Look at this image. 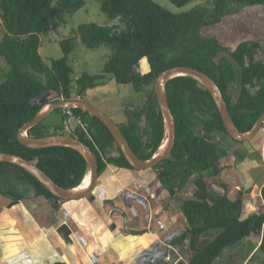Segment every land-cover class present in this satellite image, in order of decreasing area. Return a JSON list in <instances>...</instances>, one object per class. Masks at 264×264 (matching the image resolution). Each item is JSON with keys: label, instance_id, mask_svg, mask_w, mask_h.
Segmentation results:
<instances>
[{"label": "trees", "instance_id": "1", "mask_svg": "<svg viewBox=\"0 0 264 264\" xmlns=\"http://www.w3.org/2000/svg\"><path fill=\"white\" fill-rule=\"evenodd\" d=\"M88 1L0 0V22L6 29L0 42V54L9 65L0 83V152L30 160L60 186L78 187L89 170L82 152L64 145L29 147L21 143L18 134L45 104L77 96L85 99L89 89L99 83L106 85L112 79L122 94L124 91L136 96L141 94L140 98L137 96V99L125 103L135 115V122L119 126L133 150L148 160L166 137L165 119L155 84L163 71L176 66L193 67L213 77L238 128L243 132L253 128L264 112V60L259 58V52L264 49V0H207L178 14L153 0H96L101 4V10L118 23H83L75 32L91 49L108 46L110 59L102 74L85 73L74 77L75 71L69 62L75 49L73 38L61 41L64 55L52 59L49 65L40 52L42 35L66 22L65 14L73 15ZM190 1L172 0L179 7ZM226 18L230 20L222 27ZM215 28L227 33L226 38L217 39L211 50H189V42L199 43L194 38L191 40V36ZM219 51L228 55L217 62L215 58ZM144 63L147 69L140 70ZM237 82H240V93L235 99L233 86ZM73 85L76 96L73 95ZM167 89L177 121V139L168 159L154 169H158L157 176L162 181L180 178V189L194 170L199 176L194 181L193 198L183 204L186 228L182 233L170 235L166 244L182 249L185 241H189L192 255L188 264H223L227 248L256 234L260 240L253 242L251 252L264 255V189L261 191V209L248 214L244 189L235 191L224 181L222 175L236 167L237 157L229 147L215 139L214 133L229 134L214 96L203 83L188 75L171 79ZM44 96L47 99L41 101ZM65 110L67 108L56 111ZM72 110L82 121L90 123L88 129L79 127L77 136L96 152L100 172L107 160L137 170L113 133L98 117L81 108ZM60 128H49L42 121L29 129L28 134L40 138L55 134ZM263 130L264 127L244 143L251 144ZM113 148L118 151L117 156L109 154ZM180 165L183 167L178 172L177 166ZM174 186L169 190L170 195L177 192L176 183ZM31 193L63 200L24 167L0 163V195L20 200ZM211 232L215 233L212 238L208 236ZM206 238L207 242L203 244ZM164 250L161 247L160 254ZM251 252L231 253L226 264H248L253 258V255L249 258ZM159 262L155 259L148 264ZM51 264L66 263L57 261Z\"/></svg>", "mask_w": 264, "mask_h": 264}, {"label": "crops", "instance_id": "2", "mask_svg": "<svg viewBox=\"0 0 264 264\" xmlns=\"http://www.w3.org/2000/svg\"><path fill=\"white\" fill-rule=\"evenodd\" d=\"M108 81L100 92L89 89L82 100L102 109L118 125L135 122L129 104L125 106L130 101L120 96L121 88L114 80ZM112 94L114 97H109ZM65 117V111H54L44 123L49 128L61 126ZM70 123L78 125L75 119ZM229 147L237 165L222 175L224 181L235 191L244 189L247 210L261 209L264 130L251 144L233 141ZM109 154L117 156L118 151L113 148ZM187 185L180 189L178 183L176 194L170 195L162 188L154 167L133 170L107 160L94 190L80 199L51 200L31 193L32 197L22 202L23 198L11 200L0 195V210L6 211L0 219V264H148L155 259L168 264L167 255L176 260V253L188 261L183 251L190 249L189 241L182 249L166 244L170 235L186 228L182 207L193 198L192 191L182 195ZM113 201L120 208H110L108 203Z\"/></svg>", "mask_w": 264, "mask_h": 264}, {"label": "water", "instance_id": "3", "mask_svg": "<svg viewBox=\"0 0 264 264\" xmlns=\"http://www.w3.org/2000/svg\"><path fill=\"white\" fill-rule=\"evenodd\" d=\"M180 75H188L196 78L211 91L220 110L227 133L235 141L248 142L264 127L263 112L250 131H241L232 116L225 96L216 80L209 74L199 69L189 66H176L163 71L158 77L155 84L157 100L165 119V136L168 135L169 140L167 147L160 153L159 148L158 151L154 154V156L150 159L144 160L139 157V155L133 150L120 126L111 116H109L106 112H104L102 109L95 106L94 104L90 103L89 101L82 100L81 98L76 97L74 99H63L45 104L33 117V119L27 122L20 129L18 138L22 144L29 147L38 148L54 145H64L78 149L85 155L88 161V171H91L92 174L91 183L86 189H79L78 187L67 188L60 186L40 167L35 165L30 160L17 154L0 152V163H13L24 167L25 169L29 170L32 174H34L53 193H55L62 199L74 200L87 196L96 187L100 173L99 159L96 152L88 144H86L84 141H82L76 136L55 133L49 136L37 138L32 137L28 134L29 129L35 127L36 125L44 121L49 116V114L58 109L81 108L83 110L88 111L92 115L98 117L110 129V131L113 133L116 140L118 141L120 147L122 148L124 154L127 156L129 161L135 168L148 169L155 167L157 164L167 160L175 147L177 139V121L171 107L167 85L171 79ZM72 89L73 95L76 96L75 85L72 86ZM46 99L47 97L44 96L41 101H45Z\"/></svg>", "mask_w": 264, "mask_h": 264}, {"label": "rangeland", "instance_id": "4", "mask_svg": "<svg viewBox=\"0 0 264 264\" xmlns=\"http://www.w3.org/2000/svg\"><path fill=\"white\" fill-rule=\"evenodd\" d=\"M156 3H158L159 5H161L162 7L166 8L167 10L173 12V13H182L185 11H189L191 9H193L196 5L198 4H204L207 2V0H191L188 4H186L185 6L179 7L177 5H175L172 0H153ZM64 18L66 20V22H62L60 24H58L57 26H55L52 30L49 31L48 34H43L42 35V43H41V47H40V52L41 55L43 57V59L50 65L52 59H58L61 58L64 55L63 52V48L61 46V41L67 38H73L74 41V45H75V49L74 51L71 53L70 57H69V62L70 64L73 66L74 68V77L79 75H83L85 73H89L92 75L95 74H102L104 67L106 65V63L109 61L110 59V55H111V49L108 46H101L100 48H96V49H91L89 47H87L85 44H83L80 36L78 35V33H76L75 31H78V28L81 24L83 23H97L100 25H113V24H117L118 21L117 20H112L106 13H104L101 10V4L98 1H94V0H89L87 2V4L82 7L81 9H79L77 12H75L73 15L71 14H65ZM250 18V17H249ZM230 18H226L223 22L222 27L225 26V24H227L229 22ZM220 28H215V29H206L203 30L202 32H200L198 35L196 36H191V40L192 38H194L196 41L199 40V43H192L189 42L188 45H190L189 50H193L194 52L197 50H211L212 49V43H214L215 41H217V39L220 38H226V34L224 32L220 31ZM6 33V29L4 27V25L0 22V42L2 41L3 36ZM215 38V40H214ZM190 40V41H191ZM213 40V41H212ZM222 40V39H221ZM186 48H184L182 51H184ZM208 52V51H207ZM220 52V53H219ZM218 56H216L215 60L218 62L222 56H227L226 54L224 55V53H222V51H219ZM259 58L264 60V49L261 50L259 52ZM146 70L147 69V65L144 63V65L142 67H140V70ZM9 70V65L6 62V60L4 59V57L0 54V83L2 82L3 78H2V74L7 72ZM107 84V83H105ZM235 87L234 88V96L235 99H237L239 97V93H240V82L235 83ZM105 85H99L95 87L97 92H100L102 89H104ZM113 95V96H112ZM110 95L109 97H114V94ZM140 95H137L140 98ZM120 96L123 97V99L125 101H132L136 95L133 94V92H128V93H124L122 94V91L120 93ZM136 97V98H138ZM53 117V116H52ZM215 139L222 142L224 145H226L227 147H229V145L233 142L232 138L224 133H214ZM261 135H259L260 137ZM91 139V138H90ZM93 143V141L91 142ZM230 148V147H229ZM183 166H177L178 168V172L181 171L180 169ZM13 169L12 167H8ZM180 168V169H179ZM177 171L175 173H177ZM199 176V172L194 170V174L192 176L189 177L188 179V185L185 188V192L182 193V195H191V191L193 193L194 190V181L198 178ZM159 179V178H158ZM160 180V179H159ZM162 186V188H164L165 192L168 193L170 192L169 190L171 189V187H175L174 183H176L178 185V183H180V178L178 180L175 181H171V180H160ZM126 196V198L128 197V195H122ZM28 197H32V195H26L22 202H24ZM128 199V198H127ZM120 201L123 202L124 199L120 198ZM109 207L110 208H120L117 206L116 201L113 202H109ZM21 205V204H20ZM22 206V205H21ZM12 208H17V206L15 207H11ZM255 208V206H254ZM259 208V207H257ZM183 209V207H182ZM256 209L247 211L248 214L254 213L256 212ZM6 215V211H2L0 210V219H3ZM215 233L211 232L208 236L210 238L213 237ZM259 237L256 234L251 235L250 237L244 239L242 241V243H240L239 245L237 244V246H233V247H229L225 250V254H224V262L223 264L227 263V257L229 254L231 253H236L238 251V249H241V252L244 253H250L253 249V242L256 241L258 243L259 241ZM207 242V238L204 239V241L202 242L203 244H205ZM186 243V241H185ZM248 245V246H245ZM171 245V244H170ZM176 246V245H174ZM189 247V244H188ZM168 248V247H167ZM191 249L189 248H185L184 249V255L185 257H189L192 255V251H190ZM188 256H187V255ZM253 258L250 260V264H264V255L262 253H256V255L252 256ZM248 263V264H249Z\"/></svg>", "mask_w": 264, "mask_h": 264}, {"label": "built area", "instance_id": "5", "mask_svg": "<svg viewBox=\"0 0 264 264\" xmlns=\"http://www.w3.org/2000/svg\"><path fill=\"white\" fill-rule=\"evenodd\" d=\"M65 115H66L65 120L61 124V128L59 130H55L56 133L67 134V135L78 137L77 129L79 127L84 128V129H88L90 127L89 121H82V119L73 112L72 108H67V110H65ZM71 119H75L78 125L74 127L70 123ZM89 137L91 138V135ZM176 256H177V259L175 260V258L171 254L167 255L166 260L168 261V264H179L181 263L180 261L188 263V261L183 258L182 254L176 253Z\"/></svg>", "mask_w": 264, "mask_h": 264}, {"label": "bare ground", "instance_id": "6", "mask_svg": "<svg viewBox=\"0 0 264 264\" xmlns=\"http://www.w3.org/2000/svg\"><path fill=\"white\" fill-rule=\"evenodd\" d=\"M168 140H169V137H168V135H166V137H165V139L163 141V144L160 147L159 153L162 152L167 147ZM91 179H92L91 171H88L85 179L83 180V182L81 183V185L78 186V188L79 189H86L90 185Z\"/></svg>", "mask_w": 264, "mask_h": 264}, {"label": "flooded vegetation", "instance_id": "7", "mask_svg": "<svg viewBox=\"0 0 264 264\" xmlns=\"http://www.w3.org/2000/svg\"><path fill=\"white\" fill-rule=\"evenodd\" d=\"M236 142L240 143V141H236ZM241 143H244V142H241Z\"/></svg>", "mask_w": 264, "mask_h": 264}, {"label": "clouds", "instance_id": "8", "mask_svg": "<svg viewBox=\"0 0 264 264\" xmlns=\"http://www.w3.org/2000/svg\"><path fill=\"white\" fill-rule=\"evenodd\" d=\"M163 144V143H162Z\"/></svg>", "mask_w": 264, "mask_h": 264}]
</instances>
